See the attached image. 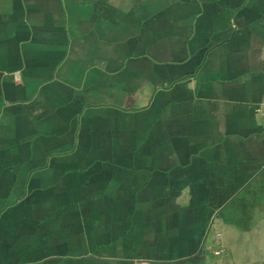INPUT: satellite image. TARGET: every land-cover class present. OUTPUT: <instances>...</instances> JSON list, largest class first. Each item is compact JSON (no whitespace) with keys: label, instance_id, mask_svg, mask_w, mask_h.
I'll return each instance as SVG.
<instances>
[{"label":"crops","instance_id":"crops-1","mask_svg":"<svg viewBox=\"0 0 264 264\" xmlns=\"http://www.w3.org/2000/svg\"><path fill=\"white\" fill-rule=\"evenodd\" d=\"M0 264H264V0H0Z\"/></svg>","mask_w":264,"mask_h":264},{"label":"built area","instance_id":"built-area-1","mask_svg":"<svg viewBox=\"0 0 264 264\" xmlns=\"http://www.w3.org/2000/svg\"><path fill=\"white\" fill-rule=\"evenodd\" d=\"M223 250H217L215 251V254H220Z\"/></svg>","mask_w":264,"mask_h":264}]
</instances>
